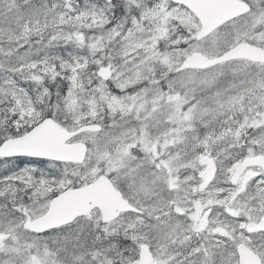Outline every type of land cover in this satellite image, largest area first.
Masks as SVG:
<instances>
[{"label": "snow or ice", "instance_id": "1", "mask_svg": "<svg viewBox=\"0 0 264 264\" xmlns=\"http://www.w3.org/2000/svg\"><path fill=\"white\" fill-rule=\"evenodd\" d=\"M0 264H264V0H0Z\"/></svg>", "mask_w": 264, "mask_h": 264}]
</instances>
